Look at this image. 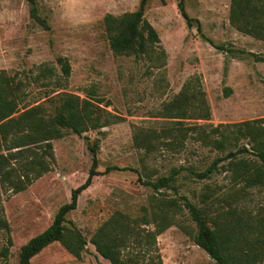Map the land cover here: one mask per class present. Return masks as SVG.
Instances as JSON below:
<instances>
[{"label": "rangeland", "instance_id": "1", "mask_svg": "<svg viewBox=\"0 0 264 264\" xmlns=\"http://www.w3.org/2000/svg\"><path fill=\"white\" fill-rule=\"evenodd\" d=\"M140 1L0 0V72L19 86V113L42 105L46 115H52L59 96L72 94L96 99L99 103H94L112 121L83 136L66 132L52 142L55 164L50 172L23 192L0 190V209L9 226V232L0 230V264H18L20 248L51 225L60 206L70 201L72 190L85 182L91 166L89 147L95 143L101 174L66 216V226L72 223L87 241L81 258L56 242L30 264H109L89 243L91 236L114 212L137 217L142 207L149 209L153 197L161 194L142 183L169 176L172 169L180 170L177 192L161 189L160 193L179 204L184 197L198 207L210 206L212 214L232 208L242 215L264 213V186L239 193L241 186L232 185V173L225 169L229 160L219 163L210 179L199 181L189 174L188 169L204 171L234 149L221 154L203 147L191 138L193 131L180 149L160 144L168 129L263 118L264 41L230 25V0H182L190 25L179 13V0H146L144 19L158 35L157 51L165 53L163 66L116 55L103 19L134 12ZM63 63L69 65L68 77L62 72ZM182 92L189 97L185 118H170L178 112L172 105ZM197 99L205 101L210 120L195 118ZM139 132L153 136L150 153L135 146L134 135ZM237 158L255 160L250 154ZM107 167L128 170L105 173ZM175 221L157 237L162 264H215L195 244L196 226L187 211ZM5 247L7 257L1 254Z\"/></svg>", "mask_w": 264, "mask_h": 264}, {"label": "trees", "instance_id": "2", "mask_svg": "<svg viewBox=\"0 0 264 264\" xmlns=\"http://www.w3.org/2000/svg\"><path fill=\"white\" fill-rule=\"evenodd\" d=\"M146 0H141L136 11L120 16L106 15L103 19L109 46L116 55L145 58L153 65L164 64L165 53L159 48V38L154 28L144 19ZM178 10L188 25L191 19L184 10L182 0ZM229 23L238 32L264 41V0H230ZM62 72L68 77L69 65L62 64ZM201 94V93H199ZM20 89L13 79L0 72V190L16 194L25 191L36 180L52 170L55 157L52 142L64 137L66 132L83 136L90 130H98L111 124L103 111L94 103L96 99H80L76 95L62 94L54 114L46 115L42 105H36L19 113ZM189 97L181 93L173 106L178 109L170 118H185ZM184 107V109H183ZM195 118L210 120L208 106L197 99ZM110 116V115H109ZM119 120L118 117H113ZM176 125H181L177 122ZM176 131V134L173 132ZM221 154L232 148L223 157H217L204 171L188 169L196 180L210 179L219 163L229 160L225 169L231 171L232 185L241 186L239 193L264 186V117L227 125H203L190 128L168 129L161 138L163 146L180 149L188 138ZM168 138V141H167ZM153 136L135 133L134 143L147 153L153 150ZM244 143L239 147V142ZM246 146L249 148L247 149ZM91 166L83 184L72 190L70 201L60 206L51 225L24 244L18 254V264H30L33 257L53 243H60L74 258L80 259L87 241L72 223L66 226V216L77 208V199L88 189L97 170L98 145L89 147ZM241 154H250L255 160L238 159ZM107 167L105 173L125 171ZM179 169H172L169 176L142 184L151 187L159 198L153 197L148 208L142 207L137 217L114 212L91 236L89 243L97 254L109 264H162L157 249V237L174 226L177 215L186 210L196 226L193 237L215 264H264V213L238 214L236 208L212 214L210 206L198 207L182 198L179 204L174 198L160 193L161 189L177 192L175 185ZM236 195V193H234ZM204 196V195H203ZM152 226V229L149 227ZM0 230L9 232V226L0 209ZM7 244L12 245L11 238ZM7 257L8 247L2 249Z\"/></svg>", "mask_w": 264, "mask_h": 264}]
</instances>
